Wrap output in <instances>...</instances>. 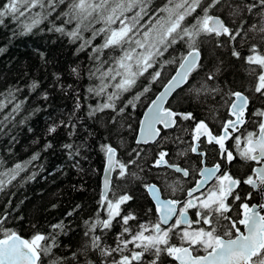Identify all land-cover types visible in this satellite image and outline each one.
<instances>
[{
	"label": "snow or ice",
	"instance_id": "snow-or-ice-1",
	"mask_svg": "<svg viewBox=\"0 0 264 264\" xmlns=\"http://www.w3.org/2000/svg\"><path fill=\"white\" fill-rule=\"evenodd\" d=\"M0 29L58 34L85 56L69 69L84 94L67 85L75 106L49 114L47 135L66 130L60 147L79 168L93 147L80 130L99 133L106 165L75 243L61 241L71 220H26L13 189L36 180L54 144L18 159L15 130L49 93L37 78L0 87V264H264V0H0ZM209 98L202 117L174 107ZM137 192L151 201L139 212Z\"/></svg>",
	"mask_w": 264,
	"mask_h": 264
},
{
	"label": "trees",
	"instance_id": "trees-1",
	"mask_svg": "<svg viewBox=\"0 0 264 264\" xmlns=\"http://www.w3.org/2000/svg\"><path fill=\"white\" fill-rule=\"evenodd\" d=\"M0 48L4 49L0 53V87L14 83L18 77H23L25 80L37 78L42 82V89L49 93L47 102L40 100L36 95L32 97L33 107H39L41 111L32 115L27 125L15 130L19 140L14 148L16 158L27 159L33 152L39 151L43 147L46 139H51L54 144V148L42 153L41 160L36 162L37 165L42 164L44 169L39 171L36 180L13 189L15 192L13 206H19L18 213L25 216L26 220L36 221L40 225L56 223L62 218L65 219L66 223L71 220L74 231L70 232L68 236L61 237V241L63 244L75 243L79 238L77 233L80 232L81 219L90 215L97 207L105 157L95 147L99 133L96 139H89L84 130L81 129L80 135L93 147L82 149V155L79 158L81 164L79 168H73V161L69 160L66 152L60 147L62 143L67 142L66 130L61 128L54 137H49L47 127L50 123L49 114L53 118L60 116L61 113L66 116L75 106L76 92L68 89L67 85L73 84L81 95L84 94L83 87L80 85L86 84L87 81L74 83V77L69 74V69L76 63L83 62L85 56L81 54L78 57L74 47L68 44L66 39L52 33L13 37L9 29H0ZM37 49L45 53L48 63L44 64L38 58L40 56L36 51ZM206 63L211 67L210 60H206ZM233 71L235 70L226 71L223 78L231 80ZM53 73L61 75L60 82L65 86L63 90L56 83ZM236 77L239 82L242 73L237 71ZM42 89L41 91H43ZM213 103L214 101L209 98L200 107H197L194 101L191 103L185 101L181 105L174 104V107H180L181 110H192L197 117H202ZM80 115L85 117L87 127L96 128L91 120L86 119V110L82 111ZM28 127H31L32 131H28ZM126 135L129 146L134 147L133 137L135 133ZM35 141L38 143H34ZM76 142L79 144L80 140ZM137 197L136 203L132 205L136 211L139 212L142 208L151 206L146 194L137 192ZM4 199V197H0V206H2ZM53 204L58 205V207L52 208ZM76 205H81L82 211L73 217H66V213L72 211Z\"/></svg>",
	"mask_w": 264,
	"mask_h": 264
},
{
	"label": "bare ground",
	"instance_id": "bare-ground-1",
	"mask_svg": "<svg viewBox=\"0 0 264 264\" xmlns=\"http://www.w3.org/2000/svg\"><path fill=\"white\" fill-rule=\"evenodd\" d=\"M3 36V35H2ZM55 36V35H54ZM37 38V37H36ZM13 39H15V38H13ZM11 40V39H10ZM43 40V39H42ZM42 40H41V42H42ZM51 41V40H50ZM52 41H53V39H52ZM49 42V41H48ZM58 44V43H57ZM8 45V44H7ZM67 45V44H66ZM4 47V46H3ZM38 47V46H37ZM6 48V47H5ZM53 48V47H52ZM58 49V48H57ZM68 49V48H67ZM54 50V49H53ZM52 53V52H51ZM38 58H40V57H38ZM48 58V57H47ZM75 60V59H74ZM59 66V65H58ZM59 69V68H58ZM50 70H51V68H50ZM78 83V82H77ZM82 83V82H81ZM43 90V89H42ZM75 95V94H74ZM39 104V103H38ZM206 109V108H205ZM204 112V111H203ZM205 113H206V111H205ZM204 113V114H205ZM203 114V115H204ZM201 115V114H200ZM24 128V127H23ZM21 129V128H20ZM30 154V153H29ZM62 156V155H61ZM96 156V155H95ZM66 157V156H65ZM97 157V156H96ZM95 157V158H96ZM26 158H27V156H26ZM54 159V158H53ZM56 161H58V160H56ZM101 161V160H100ZM51 163V162H50ZM86 163H88V162H86ZM81 164V163H80ZM95 164V163H94ZM52 165V164H51ZM103 171V170H102ZM100 173V172H99ZM52 174V173H51ZM101 175H102V173H101ZM97 180V179H96ZM100 183H101V180H100ZM71 185V184H70ZM79 185V184H78ZM98 185V184H97ZM96 189V188H95ZM100 194H101V191H100ZM92 195V194H91ZM96 203V202H95ZM47 215V214H46Z\"/></svg>",
	"mask_w": 264,
	"mask_h": 264
},
{
	"label": "water",
	"instance_id": "water-1",
	"mask_svg": "<svg viewBox=\"0 0 264 264\" xmlns=\"http://www.w3.org/2000/svg\"><path fill=\"white\" fill-rule=\"evenodd\" d=\"M105 166L104 165V168H103V171H102V175H101V191H102V188H103V178H104V169H105Z\"/></svg>",
	"mask_w": 264,
	"mask_h": 264
},
{
	"label": "flooded vegetation",
	"instance_id": "flooded-vegetation-1",
	"mask_svg": "<svg viewBox=\"0 0 264 264\" xmlns=\"http://www.w3.org/2000/svg\"><path fill=\"white\" fill-rule=\"evenodd\" d=\"M220 115L223 116V115H224V112H221ZM168 146H169V147H172L173 145H168ZM147 198H148L149 201H150V197L147 196ZM150 203H151V201H150Z\"/></svg>",
	"mask_w": 264,
	"mask_h": 264
}]
</instances>
